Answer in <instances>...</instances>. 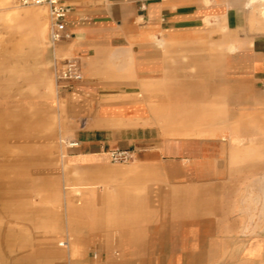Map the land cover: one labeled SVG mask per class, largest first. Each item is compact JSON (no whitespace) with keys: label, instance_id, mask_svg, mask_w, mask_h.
Wrapping results in <instances>:
<instances>
[{"label":"crops","instance_id":"0c3cea01","mask_svg":"<svg viewBox=\"0 0 264 264\" xmlns=\"http://www.w3.org/2000/svg\"><path fill=\"white\" fill-rule=\"evenodd\" d=\"M59 1L69 7L71 36L54 43L66 57L57 69L75 59L83 73L80 81L59 82L116 101L123 122H139L117 128L116 138L94 129L80 140L90 170L107 164L106 147L133 149L130 170L116 177L117 221L127 237L121 257L138 264H264V204H230L224 190L228 149L249 144L244 134L236 144L233 134L244 133L253 117L264 124V0ZM177 84L183 127L169 129L157 117L167 115L161 101L171 100ZM169 130L183 133L156 134ZM141 168L151 170L134 171ZM213 181L219 202L204 203L196 190ZM172 183L193 202H168ZM257 225L259 234L246 233Z\"/></svg>","mask_w":264,"mask_h":264},{"label":"rangeland","instance_id":"374dc122","mask_svg":"<svg viewBox=\"0 0 264 264\" xmlns=\"http://www.w3.org/2000/svg\"><path fill=\"white\" fill-rule=\"evenodd\" d=\"M39 10L47 33L33 45L28 40L30 13ZM50 32L48 7L0 0V264H138L121 257L127 237L116 213L115 189L122 186L116 177L130 170L126 165L135 157L133 149L106 147L107 164L90 170L84 166L80 140L94 129L116 138L117 128L139 122H123L116 114V101L59 82L57 68L66 57L58 53ZM180 86L173 85L177 90L171 92V100L161 101L159 111L167 115L157 120H165L169 129L183 127ZM195 119L187 117L190 123ZM253 119L244 133L233 134L236 144L243 142L239 134L247 136L248 147L228 149L231 163L224 190L230 204H264V124ZM74 142L78 145L72 146ZM231 142L235 143L232 135ZM125 150L133 156L125 160L113 155ZM171 188L168 202H193L183 200V186L172 183ZM220 190L213 181L196 192L211 204L219 202ZM259 230L257 225L246 233Z\"/></svg>","mask_w":264,"mask_h":264},{"label":"built area","instance_id":"2783aa9c","mask_svg":"<svg viewBox=\"0 0 264 264\" xmlns=\"http://www.w3.org/2000/svg\"><path fill=\"white\" fill-rule=\"evenodd\" d=\"M21 5H44L48 7L51 17V32L50 37L53 43L59 42L64 38H69L70 33L66 32V17L69 12V7L60 3L59 0H17ZM57 76L60 81L83 79V73L77 60L70 59L65 66L57 71ZM77 146L78 142L71 144ZM114 156H119L121 159L131 158L132 152L129 150L114 152Z\"/></svg>","mask_w":264,"mask_h":264},{"label":"bare ground","instance_id":"6f19581e","mask_svg":"<svg viewBox=\"0 0 264 264\" xmlns=\"http://www.w3.org/2000/svg\"><path fill=\"white\" fill-rule=\"evenodd\" d=\"M43 15L44 14H43V12L41 10L34 11V12L30 13V16H31V18L33 20V25L31 27L32 36L28 37V40H30L29 41L30 44H33V45L34 44H39L46 37L47 25H46V22L43 21ZM163 131H164V129H163Z\"/></svg>","mask_w":264,"mask_h":264}]
</instances>
